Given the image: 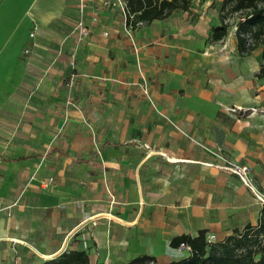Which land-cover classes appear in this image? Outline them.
Returning <instances> with one entry per match:
<instances>
[{
	"label": "crops",
	"instance_id": "crops-1",
	"mask_svg": "<svg viewBox=\"0 0 264 264\" xmlns=\"http://www.w3.org/2000/svg\"><path fill=\"white\" fill-rule=\"evenodd\" d=\"M77 2L0 0V264L70 249L91 264H171L188 255L171 245L179 235L257 225L264 206L218 164H248L264 193L263 50L213 38L220 0L132 37L91 0L74 69Z\"/></svg>",
	"mask_w": 264,
	"mask_h": 264
},
{
	"label": "trees",
	"instance_id": "trees-1",
	"mask_svg": "<svg viewBox=\"0 0 264 264\" xmlns=\"http://www.w3.org/2000/svg\"><path fill=\"white\" fill-rule=\"evenodd\" d=\"M133 11L139 19L148 23L155 19H164L173 12L190 8L191 0H129ZM229 0H224L225 10ZM263 0H237L235 11L243 15L237 19L236 37L239 50L249 54L264 43V5ZM223 15V23L213 28V38L218 40L229 33V23ZM264 57V50L262 53ZM264 76V64L258 72ZM207 230L201 229L196 236L179 235L171 245L178 247L181 242L192 246L191 254L171 264H264V207L257 225L247 224L243 229L235 228L224 240L208 243ZM152 257L136 258L135 263L152 260ZM153 261V260H152ZM37 264H91L90 256L85 249L65 250L59 255L43 260Z\"/></svg>",
	"mask_w": 264,
	"mask_h": 264
},
{
	"label": "built area",
	"instance_id": "built-area-1",
	"mask_svg": "<svg viewBox=\"0 0 264 264\" xmlns=\"http://www.w3.org/2000/svg\"><path fill=\"white\" fill-rule=\"evenodd\" d=\"M98 6L102 9H115L118 10L122 17V25L126 33L132 37L134 36L135 32L140 28L144 27L148 22L143 19H139L137 17V13L132 10L130 1L129 0H97ZM78 18L75 22L74 28L72 30V35L74 36L75 40V48L73 49L72 53L70 54V64L75 69L76 67V60H77V53L78 47L80 44L86 39L91 31V27L88 24L87 17L89 13V9L91 7V0H78ZM92 21L96 22L98 20V13L93 12ZM34 32L32 36H34ZM104 35H109L108 31H104ZM30 48L25 49V53H30ZM76 72H72L69 76V93L66 99V102L69 107L75 106L76 100L74 97V90L76 86ZM145 93L148 94V88L145 86ZM218 167L225 169L235 175H237L243 184L249 188H251L256 195L257 199L260 203L264 206V193L258 190L252 178V169L251 166L248 164H241L229 158H223L222 163L218 164ZM20 197V196H19ZM20 198H18L19 200ZM17 200V202H18ZM15 202V204H17ZM208 243H213L216 241V234L208 233L206 236ZM179 251L191 254L192 246L188 242H181L178 246Z\"/></svg>",
	"mask_w": 264,
	"mask_h": 264
},
{
	"label": "rangeland",
	"instance_id": "rangeland-1",
	"mask_svg": "<svg viewBox=\"0 0 264 264\" xmlns=\"http://www.w3.org/2000/svg\"><path fill=\"white\" fill-rule=\"evenodd\" d=\"M223 1L224 0H220V3H219L220 6H222ZM236 1L237 0H229L228 3H227V5H226V7H225L224 13H222V15H225V17H226L225 18L226 19V22L229 23V32H230V34H233L234 36H236V32L238 30V22H237V19H238V17L240 18L241 15H243V13H241V11H238L237 12L234 9V6L236 4ZM261 4L264 5V0L261 2ZM262 38H264V36ZM258 47H259V49L264 50V43L260 42V44H259ZM135 264H156V263L154 261H152V260L151 261L150 260H147L145 262H140V263L138 262V263H135Z\"/></svg>",
	"mask_w": 264,
	"mask_h": 264
}]
</instances>
